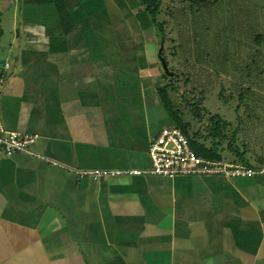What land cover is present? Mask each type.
<instances>
[{
  "label": "crops",
  "instance_id": "obj_1",
  "mask_svg": "<svg viewBox=\"0 0 264 264\" xmlns=\"http://www.w3.org/2000/svg\"><path fill=\"white\" fill-rule=\"evenodd\" d=\"M117 1L8 0L1 122L36 141L0 149V264H264V174L81 173L150 168L172 125L156 31Z\"/></svg>",
  "mask_w": 264,
  "mask_h": 264
},
{
  "label": "rangeland",
  "instance_id": "obj_2",
  "mask_svg": "<svg viewBox=\"0 0 264 264\" xmlns=\"http://www.w3.org/2000/svg\"><path fill=\"white\" fill-rule=\"evenodd\" d=\"M121 1L125 7L129 6L128 0ZM121 1L117 3L124 8ZM9 6L8 0H0L3 30L0 66L9 51L13 30ZM167 18L164 14L159 16V19ZM138 23L133 22L134 28L140 25ZM187 26L183 25L187 32L182 38L194 51L190 53V48L179 49L177 46L171 49L177 53L175 56L167 54L169 71L181 70L184 73L179 75L177 90L171 94L181 107L185 120L191 121L194 129H202L207 124L208 115L218 114L231 123L232 129L239 125L237 142L247 146L250 156L264 155V39L258 44L255 38L256 34L264 36V0H218L214 7L193 13ZM153 29L148 32H153ZM157 36L159 49L163 44ZM169 36L177 37L175 33ZM170 46V42L165 43V50ZM186 73L191 77L187 85L183 79ZM220 82L227 88L226 95L231 90L237 94L240 91L237 85L243 86L240 92L245 94L244 100L240 102L234 98L224 103L226 97L219 96ZM182 96L203 98L201 105L206 112L201 123L194 119L188 107H184Z\"/></svg>",
  "mask_w": 264,
  "mask_h": 264
},
{
  "label": "trees",
  "instance_id": "obj_3",
  "mask_svg": "<svg viewBox=\"0 0 264 264\" xmlns=\"http://www.w3.org/2000/svg\"><path fill=\"white\" fill-rule=\"evenodd\" d=\"M128 1V7L130 9L135 6L140 7L135 15L140 23L141 28H155L156 33L160 37V43L163 44L159 55L163 57L166 64L168 55L173 57L177 54L176 52L173 53L171 51V49L173 50V48H176L177 46L179 49L190 48V53L194 51V48L191 47L188 41L182 38V35L187 32L183 29V25L188 27V18L191 17L193 13L199 12L203 9H210L218 2V0ZM122 4L125 7L123 2ZM161 14L166 15L168 18L159 19ZM191 25L192 23L190 26ZM2 33L3 30L1 27L0 13V37L2 36ZM173 33H175L177 37L169 36V34ZM255 38L257 43L260 44L263 41L264 36L262 34H256ZM167 42H170L171 46L165 50L164 46ZM1 74L2 72H0V76ZM181 74H184L181 72V70H176L172 76L163 74V77L167 82L163 87H160L157 90L163 106L172 120L171 126L178 127L187 136L191 149L199 157L216 160H227L225 158H229L231 161L250 165L249 158L247 156V146L244 143L239 145L237 142L239 125L237 126V129H232L231 123L226 121L218 114L208 115L206 118L207 124L202 129H194V125L191 123V121L185 120L181 107L178 106L171 94L177 90L178 77ZM220 77L221 76H219V78ZM183 79L184 84L187 85L191 79L190 74L186 73ZM220 83L221 87L219 88V96L223 98L226 97L224 99V103H228V101L234 98H238V101L240 102L244 100L245 94L240 92L241 89L244 88L243 86L237 85L238 89L240 90L237 94L231 90L226 95L225 92L227 91V88L223 82ZM182 97L184 100V107H188L193 113L194 119L201 123L204 118V113L206 112V109L201 105L203 98H197L194 96L189 98L184 96Z\"/></svg>",
  "mask_w": 264,
  "mask_h": 264
},
{
  "label": "built area",
  "instance_id": "obj_4",
  "mask_svg": "<svg viewBox=\"0 0 264 264\" xmlns=\"http://www.w3.org/2000/svg\"><path fill=\"white\" fill-rule=\"evenodd\" d=\"M8 68L9 64L5 63ZM36 141L33 134L6 130L0 116V149L7 155L15 152L32 153L31 147ZM152 166L148 169L128 170H89L93 178L105 174L161 175H223L234 178L264 174V166L250 168L231 160L207 159L197 156L190 147L187 136L176 126L163 127L153 138L149 147ZM56 164V162H53Z\"/></svg>",
  "mask_w": 264,
  "mask_h": 264
},
{
  "label": "water",
  "instance_id": "obj_5",
  "mask_svg": "<svg viewBox=\"0 0 264 264\" xmlns=\"http://www.w3.org/2000/svg\"><path fill=\"white\" fill-rule=\"evenodd\" d=\"M161 49H162V45H161V47L158 50L159 53H160ZM158 58L160 60L161 66H162L163 71L165 72V74H167L168 76H172L174 74V72L169 71V69L167 67V64H166L165 60L163 59V57H161L159 55Z\"/></svg>",
  "mask_w": 264,
  "mask_h": 264
}]
</instances>
